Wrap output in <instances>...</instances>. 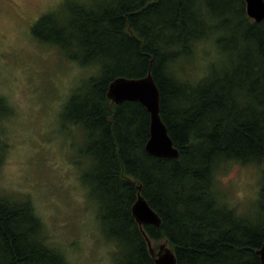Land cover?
<instances>
[{
	"label": "trees",
	"instance_id": "1",
	"mask_svg": "<svg viewBox=\"0 0 264 264\" xmlns=\"http://www.w3.org/2000/svg\"><path fill=\"white\" fill-rule=\"evenodd\" d=\"M72 1L65 20L44 15L32 34L70 61L99 68L70 97L62 118L87 137L90 187L104 201L102 223L121 249L119 263L156 264L132 216L141 187L162 220L143 229L153 244L171 246L177 264H261L264 169L259 222L221 206L213 188L222 162L264 165V20H251L244 0H111L99 7ZM205 41L223 58H238L241 44L252 53L231 60L213 79L194 86L177 81L174 64ZM149 72L160 89L161 117L180 152L177 160L146 152L151 121L142 104L116 105L107 96L115 79ZM5 105L0 99V119L9 113ZM42 234L30 203L0 199V264H69Z\"/></svg>",
	"mask_w": 264,
	"mask_h": 264
},
{
	"label": "rangeland",
	"instance_id": "2",
	"mask_svg": "<svg viewBox=\"0 0 264 264\" xmlns=\"http://www.w3.org/2000/svg\"><path fill=\"white\" fill-rule=\"evenodd\" d=\"M78 1L99 7L111 0L72 2ZM68 2L0 0V99L9 110L0 119V199L30 203L43 226L45 245L69 264H120L121 249L102 223L104 201L90 187L93 163L83 153L87 137L81 127L62 118L70 97L99 68L70 61L58 47L32 34L44 15L65 20ZM240 47L236 55L241 60L252 53ZM218 48L210 41L196 45L188 58L174 64L175 79L194 86L239 60L223 58ZM263 169L256 162L219 164L213 192L220 205L249 221H261ZM163 245L171 249L166 241L152 243L156 254Z\"/></svg>",
	"mask_w": 264,
	"mask_h": 264
},
{
	"label": "water",
	"instance_id": "3",
	"mask_svg": "<svg viewBox=\"0 0 264 264\" xmlns=\"http://www.w3.org/2000/svg\"><path fill=\"white\" fill-rule=\"evenodd\" d=\"M249 18L256 23L264 20V0H244ZM108 99L114 104L124 102H139L150 114V138L145 146L146 152L162 159H179L180 152L168 134L167 127L161 117V93L156 81L149 72L143 78L119 77L109 86ZM137 200L132 206V216L146 238L150 254L155 258L156 264H177L175 253L165 245L161 246L156 254L151 239L146 235L143 227L146 225L160 226L162 220L158 213L151 208L148 201L141 194V187ZM261 264H264V244L257 251Z\"/></svg>",
	"mask_w": 264,
	"mask_h": 264
}]
</instances>
